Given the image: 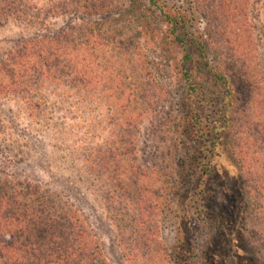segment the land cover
I'll list each match as a JSON object with an SVG mask.
<instances>
[{"label":"rangeland","instance_id":"374dc122","mask_svg":"<svg viewBox=\"0 0 264 264\" xmlns=\"http://www.w3.org/2000/svg\"><path fill=\"white\" fill-rule=\"evenodd\" d=\"M154 1L0 6V78L23 38L60 33L80 55L52 58L49 72L31 70L17 91L0 92L2 193L21 192L14 207L37 216L30 242L20 238L23 259L47 264L29 250L48 241L37 238L42 208L56 221L45 239L69 233L64 213L78 216L81 264H264V0ZM163 13L185 16L175 30L183 46ZM202 40L208 67L197 60ZM209 68L234 80L236 103L223 117L224 89ZM215 123L225 125L216 173L209 194L196 195L204 161L191 157H210ZM5 256L0 264L23 261Z\"/></svg>","mask_w":264,"mask_h":264},{"label":"trees","instance_id":"16d2710c","mask_svg":"<svg viewBox=\"0 0 264 264\" xmlns=\"http://www.w3.org/2000/svg\"><path fill=\"white\" fill-rule=\"evenodd\" d=\"M150 1L153 5L157 4V2L154 0ZM225 1L228 0H223L220 3H224ZM0 6L9 7V9L11 8L13 12L14 0H0ZM163 14V16L165 17L164 21L167 24H171V27H173L172 34L174 35L171 41L174 44L176 43L177 45L183 46L185 40L182 36L185 35V32L178 29L179 31L175 33V30H177V27L185 29V16H183L182 14H180V16H177L178 13ZM62 37L63 35L60 33H57V36L54 39L52 36H49V34H42L38 36L23 38L22 40H20L18 43L19 45L17 44L16 49L11 50L7 55V59L3 62L4 73L3 78H0V92L3 91L4 94H9L17 91L22 85H24V82L26 80L25 77L29 72H31V70L37 71L36 69L39 70L43 67L45 68L46 72H49V70H51L49 61L53 60L52 58L59 59V57H61L62 59L66 60V58L69 56L72 62H74V59H78V56H80L79 53H75L73 50H70L65 41L61 39ZM196 44L197 46H195V48L197 50L196 54L198 62H203V66L208 67L207 60L204 55L205 42L202 40L197 42ZM187 57L188 55L185 54V60H188ZM209 70H211L210 76L214 78V80L224 89L225 102L222 106L223 117L224 114H227L229 108H231L233 104L236 103L235 96L237 95V91L235 90V86L233 84L234 80L231 75H228L225 72L213 70L212 68H209ZM183 74L184 76H187L189 78L188 73L184 72ZM224 127L225 125L215 123L212 126L211 131L209 132V146L211 147V150L209 149L210 157L206 156L205 153H201V151L191 157L192 164L193 162L200 159L204 161L200 173V176H202L203 179L201 177L199 183H194L196 185L195 188H198V190L195 192L196 195L199 194V190L203 192L205 190V194H209L210 192L208 189L210 184H208L205 180L207 179V177L216 173L214 165L212 164L213 156L215 155L213 152L215 149H218L219 145H217L216 139L220 134H223L225 132V130H223ZM193 149H197V147H193ZM193 171L194 170H191L188 173L191 174L192 172L194 174ZM224 173L227 172L224 171L223 174ZM8 184H10V182L7 183L6 180L5 185L9 186ZM30 186L31 185H29V187ZM2 189L3 183L0 182V253L6 255V259H15L16 256L20 257V255L18 254L23 247V244L20 241L21 236L26 235L28 241L30 242V238L29 236H27V226L28 223L31 220L34 221L37 216L35 214V211L29 214L19 212V207L21 208L20 205L14 207L17 201H19V199L22 197L21 192L13 191L11 195H8L6 197V195L2 193ZM190 190L193 191V188H191ZM6 209H12V211L8 212V210ZM38 213L44 215V217H42L43 223L41 222L40 224L39 221L37 222L38 226L36 227L41 228L40 232L38 233L39 235H37V238H43V240L48 241L38 250L35 248L32 249V245L29 250H31L32 253H39L40 251H43L47 256V264H75L77 261L78 263L76 264H81L82 259L79 256L85 253L88 245L85 242L86 239L84 236V231L78 224V216L74 213H64V216L62 215L61 220L66 224L69 233H53L54 235L50 236V239H45V236H40V233H44V229L47 226H49L50 229L54 230L53 224L56 223V221L55 219H53L49 212L45 213V209L41 208ZM230 215L231 213L229 211L222 212V217L219 222H221V224H223L224 222L225 228L222 227L223 231L225 229L227 232L229 231L227 219L230 217ZM10 235H14V240L10 244H8L7 239ZM19 235L20 237H17ZM20 258L23 260L20 261L21 264H23L24 261H26V264H35V262L30 259H23L22 257ZM16 260L18 261V258ZM204 262V264H211L208 260H204ZM238 262H240L239 259Z\"/></svg>","mask_w":264,"mask_h":264}]
</instances>
